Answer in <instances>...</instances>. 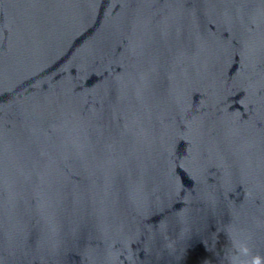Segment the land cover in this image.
<instances>
[{"label": "water", "instance_id": "obj_1", "mask_svg": "<svg viewBox=\"0 0 264 264\" xmlns=\"http://www.w3.org/2000/svg\"><path fill=\"white\" fill-rule=\"evenodd\" d=\"M0 264H264V0H0Z\"/></svg>", "mask_w": 264, "mask_h": 264}]
</instances>
